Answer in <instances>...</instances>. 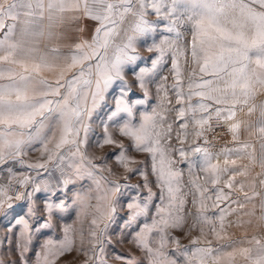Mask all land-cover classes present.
I'll return each mask as SVG.
<instances>
[{
	"label": "snow or ice",
	"instance_id": "6c2138e0",
	"mask_svg": "<svg viewBox=\"0 0 264 264\" xmlns=\"http://www.w3.org/2000/svg\"><path fill=\"white\" fill-rule=\"evenodd\" d=\"M151 15L157 19L150 20ZM69 20L92 21L96 26L90 40H80L65 53L46 41L61 39L60 29ZM181 27L191 34L185 48L177 45L183 37ZM139 46L154 54L150 66H139L143 59ZM169 53L175 79L172 90L180 105L176 116L181 121L176 133L180 147L175 149L169 147L172 125L165 126L162 113L156 109L142 112L138 122L135 116ZM189 55L193 68L185 91L178 57L187 61ZM129 70L134 77L131 83L126 76ZM44 71L55 72V80L45 77ZM160 79L166 81L167 76ZM114 90V106L106 114L95 143L98 148L112 145L119 149L112 155L123 169V182L119 177L109 179L117 173L107 167V156L88 154L93 113ZM156 90L167 95L163 83L157 84ZM262 90L264 0H0V178L7 173V181L0 183V214L20 209L9 226V231L20 228L16 240L20 264H28L27 253L34 238L56 228L62 238L47 235L33 264H107L106 246L112 241L106 234L115 222L120 200L125 198L128 215L122 231L137 229L130 234L147 264H178L180 259L183 264H233L234 254L211 247V241L200 246L198 238H193L180 250L179 239L171 235L170 229L183 228L189 194L192 204L198 205L197 222L211 223L205 212L206 201L213 200L209 188L198 183V176L190 179L191 187L184 191L183 172L171 153L178 152L181 161L188 163L190 176L199 167L205 182L211 184L220 231L215 224L210 231L217 240L222 239L225 218L235 211L231 204H239L231 200L235 177H229L224 188L218 187L229 168L213 163V154L197 141L208 143L205 132L211 129L213 118L231 121L247 108L248 115L257 114L247 126L255 127L260 141L259 163L264 168V100H256ZM190 123L193 141L185 149ZM241 123L229 124L238 147L224 150L225 165L229 163L227 156L249 148L251 161H257L255 147L240 142ZM109 124L115 125L129 144L116 139ZM37 145L41 159L26 162L27 152ZM130 152L147 154L158 192L152 190L146 161L137 160ZM189 153L199 159L189 160ZM10 164L27 172H17ZM105 171L109 175H104ZM32 172L35 175L28 174ZM53 172L58 173V179ZM131 175H139L142 183H128ZM85 180L90 181L87 187L81 184L69 195L77 181ZM260 183L264 185V180ZM259 195L245 193V199ZM260 207L264 220V199ZM74 210L79 218L91 217L87 249L83 243L76 246L72 225L58 223ZM170 240L177 245L174 251H179L175 258L167 250ZM249 243L252 247L239 249V254L248 264H264V242L253 237ZM73 253L76 256L65 259ZM79 256L84 259L77 262ZM117 259L124 264H141L133 256L117 255Z\"/></svg>",
	"mask_w": 264,
	"mask_h": 264
},
{
	"label": "rangeland",
	"instance_id": "374dc122",
	"mask_svg": "<svg viewBox=\"0 0 264 264\" xmlns=\"http://www.w3.org/2000/svg\"><path fill=\"white\" fill-rule=\"evenodd\" d=\"M150 20H156L157 17L154 15L149 16ZM95 23L92 21H81L79 23L73 21H65L64 25L61 27L60 31L62 33V37L59 40L46 41L52 46H58L65 53L68 51V48L78 42L80 40H90L92 33L95 28ZM84 28V31H78V28ZM163 27V26H161ZM183 32V37L181 40L177 41V45L180 48L187 47L188 43L191 40V34L186 29L181 27L179 29ZM175 39L173 35L171 37ZM158 39V38H157ZM138 51L143 58L139 62V66H150L151 60L150 58H154V54L147 50L146 46H139ZM171 59L172 53H169L165 57L164 65L162 71H160L159 76L156 77L155 83L150 85V94L146 102L142 105H138L137 110L135 112L136 120L139 121L140 114L142 112H151L153 109L162 113L166 120L164 121L165 126L168 124L172 125V140L170 142L169 147L172 149L179 148L180 144L176 139V133L179 131V125L181 121L176 120L177 110L180 105L177 104V97L175 92L172 90V85L175 83L174 76L171 72ZM179 65L182 71V81L183 87L185 91H187V84L189 81V76L191 70L193 68L190 55L187 57V61L184 56L178 57ZM43 75L47 77L49 80L54 81L56 78L55 72L44 71ZM127 79L129 83L133 80L132 71H127ZM167 76L166 81H162L160 77ZM159 83H163L167 88V95L163 91L157 92L156 86ZM134 87V92L136 94H140L139 89ZM117 95V91H113L110 95L106 97V102L103 103L94 113L91 120L92 132L89 136V146H88V154L90 156L95 157H103L107 156V167L111 168L113 171L117 173V176H109V179L121 178V182H123V169L120 168L112 155L113 152H118V148H114L112 145H106L103 148H98L96 146V139L100 136L103 131V122L106 120V114L110 111V109L114 106L113 97ZM197 98H193L195 101ZM257 101L264 100V90H262L256 97ZM257 119V114L253 113L251 115L247 114V108L242 112H238L237 116L234 120L231 121H217L215 118L211 120V129L205 132V136L208 140V143L205 145L203 139L198 140L197 143L203 145L209 149L212 155V162L219 163L222 167H228L229 171L223 175L220 184L218 187L224 188L226 181L229 177H235V183L232 187V195L231 200H238L239 204H231V209H235V211H230L225 218V230L222 233L223 238L217 240L215 236L212 235L210 228L213 224H215L217 231H220L219 227V210L212 207L214 202L215 192L212 191V186L210 183L205 182V174L200 170L199 167L193 169V175H189L188 163L181 161L178 152L173 151L171 153L173 159L177 161L176 167H178L183 172V184L184 191L188 192L190 189L189 181L190 179H194L195 177H199L198 183L205 185L209 188V195L213 196V200L206 201L208 207L206 209V216L210 219L211 223L197 222L196 214L198 210V205L192 204V195L189 194L187 196L188 203L185 206L184 215L185 222L182 229H170L171 235L173 237H177L180 241L179 249L182 250L183 246L190 245L191 240L193 238H198L200 246H207V242L211 241V247L220 248L223 253H233L234 261L233 264H248L240 254L239 249L252 247V244L249 241L252 240L253 237L264 242V220H261V200L264 199V185L260 182L264 180V168L261 167L259 163V154H260V141L255 134V127H248L249 123L254 122ZM237 121L242 122L240 128V142H247L250 145L255 147V154L257 156V161L253 163L248 155V152L252 151V148H249L246 152L242 153H233L227 156L229 161L228 165L224 164L225 155L224 150L229 148L238 147V143L233 141L232 133L229 131V124L235 123ZM109 130L113 132L114 136L118 140H123V142L127 145L129 144V140L126 137L120 136V134L116 131V127L113 124H109ZM192 125L189 124V137L187 141H185L184 147L188 149L189 145L192 144L193 136L191 135ZM130 155L136 157L137 160H145L146 167L149 170V181L152 182V190L154 192H158V189L154 183V177L151 175L150 166L151 161L147 157V154L143 153H135L130 152ZM40 150L39 145L36 146L35 150H31L27 152V155L24 157L26 162H35L40 160ZM189 160H198V156H192L189 153ZM235 161V164L232 163ZM99 163L100 161L97 160ZM9 167H14L17 172H27V169L20 168L18 165H8ZM140 166V165H136ZM30 175H35L34 172L28 173ZM104 175H109L107 171L104 172ZM53 177L58 179V173L53 172ZM7 181V173H4L2 178H0V183H5ZM57 180H53L55 184ZM142 183V178L139 175H131L129 177L128 183L136 184ZM83 184L87 187L90 184V181H77L76 187L69 191V195H71L72 191H75L76 188H79ZM243 185V188H241ZM254 185V187H253ZM258 192L261 195L256 196L252 200L245 199V193L249 196L252 195L253 192ZM146 194V190H144ZM225 192H228V189L225 188ZM130 194V193H129ZM158 202V201H157ZM94 203V201H93ZM127 199H122L119 202L117 207V215L115 222L111 225L106 234L107 238H110L112 243L111 245L106 246V261L107 264H124V261L117 259V255H121L124 257L133 256L137 260L141 262V264H147L145 259V254L135 246L132 241L131 232L136 231L137 229H131L128 231H122L124 220L127 218L128 210L126 208ZM227 203V202H225ZM243 205V208H240V205ZM224 207V204L221 205ZM154 211V209H153ZM20 213V209H16L14 213H10L7 215L0 214V264H20V257L18 255V251L16 248V240L20 228L13 227L11 231H9V226L14 223V216H17ZM91 217H83L79 218L77 216V211H72L70 214L66 215V218L63 220H59L58 223L60 225L68 224L73 227V238L75 240V244L77 247L81 246L83 243L84 248L90 247L89 244V230H90V221ZM149 217V222H150ZM145 221L141 219L139 221L140 224H143ZM193 224H196V227L193 228ZM203 228L204 232L201 233L200 229ZM81 233L83 234L81 236ZM47 235H54L56 239L62 238V232L59 228L53 230L52 233H47L44 236H38L34 238L33 245L30 248V251L27 253L28 264H33L35 260V254L39 250V245L43 242V240L47 237ZM155 242H153V247H155ZM177 249V245H175L171 240L168 243L167 250L170 255H173L174 258L179 255V251H174ZM76 256L73 253V256L65 257L66 260L72 259ZM77 262L84 259L83 256L76 257ZM178 264H183L182 259L178 260Z\"/></svg>",
	"mask_w": 264,
	"mask_h": 264
}]
</instances>
